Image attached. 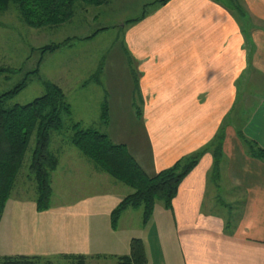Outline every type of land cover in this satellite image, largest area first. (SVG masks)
<instances>
[{
  "label": "crops",
  "instance_id": "obj_1",
  "mask_svg": "<svg viewBox=\"0 0 264 264\" xmlns=\"http://www.w3.org/2000/svg\"><path fill=\"white\" fill-rule=\"evenodd\" d=\"M154 3L158 8L134 22L125 37L140 72L148 145L130 149L111 140L125 145L148 176L200 149L202 156L179 185L171 209L153 208L146 225L141 208L127 209L112 226L111 211L132 190L76 155L78 164L97 174L98 189L52 192L45 211L36 208V185L30 193H11L0 218V259L25 256L73 264L67 257L81 256L85 264H114L129 254L136 238L143 242L147 264H264V0ZM118 119L120 130L124 120ZM246 142L263 155L248 152ZM54 155L58 166L52 173L63 154ZM216 162H221L216 174L229 188L219 186L214 196L222 194V203L235 194L232 200L240 207L231 229L220 215L204 211L207 172ZM168 242L179 248L176 261L164 253Z\"/></svg>",
  "mask_w": 264,
  "mask_h": 264
},
{
  "label": "rangeland",
  "instance_id": "obj_2",
  "mask_svg": "<svg viewBox=\"0 0 264 264\" xmlns=\"http://www.w3.org/2000/svg\"><path fill=\"white\" fill-rule=\"evenodd\" d=\"M155 1L157 0H108L107 4L100 6L77 3L74 15L68 22L38 29L24 25L15 7L11 5L7 12L0 14V68L12 70L11 73L0 74V94L12 90L23 80L26 84L7 102V105H24L42 96L44 88L41 82L48 81L62 89L67 102L71 105L73 113L66 120L67 125L69 120L79 121L81 127L95 128L115 142L126 143L130 149L134 144L143 149L147 148V137L141 121L143 106L139 89L140 72L126 45L125 37L133 28L134 22L140 21L154 8H158L153 5ZM95 32L97 33L93 37L85 39ZM66 39L73 40L53 53L41 51V48L61 43ZM35 69L37 72L32 73ZM89 78H96V82L88 83ZM102 105H106L108 110L107 118L111 119L109 125L100 123ZM118 118L124 120L120 123L123 124L120 130L116 129L117 122L120 121ZM70 133L66 129L50 133L49 150L56 155L63 154L59 169L51 174L52 192L54 195L95 192L98 188L93 180L97 174L93 172L91 166L78 164L74 159L77 155L83 161V156L67 143ZM33 146L32 138L12 194L30 193L35 187V182L29 174ZM70 150L74 153L65 158ZM199 152L198 148L189 156L198 159L202 156ZM185 157L188 156L178 160H185ZM220 163H215L207 172L208 201L204 211L206 214L213 212L216 217L220 215L224 227L231 229L239 219L240 207L237 208L238 205L232 200L235 194L233 198L226 196L230 202L222 203L220 199L225 198L222 194L221 197L214 196L219 186L221 189L229 188L228 185H224L225 180L221 177L219 179L216 174ZM194 168L195 166L191 171ZM24 187L26 190H23ZM159 203L161 202H155V211L158 205H163ZM217 204L219 206L216 209ZM175 242L178 243L177 238ZM164 253L173 254V260L176 261L179 248L175 245L173 249L170 242L164 243Z\"/></svg>",
  "mask_w": 264,
  "mask_h": 264
},
{
  "label": "trees",
  "instance_id": "obj_3",
  "mask_svg": "<svg viewBox=\"0 0 264 264\" xmlns=\"http://www.w3.org/2000/svg\"><path fill=\"white\" fill-rule=\"evenodd\" d=\"M167 1L157 0L156 3L161 5ZM77 3L100 6L107 4L108 0H0V14L7 12L13 5L24 25L38 29L68 22L74 15ZM233 6L240 11L238 6ZM94 34L85 39L93 37ZM72 40L66 39L61 43L49 45L41 48V51L53 53L67 46ZM11 72L8 68H0V74ZM36 72L35 69L32 73ZM25 84L23 80L12 90L0 94V218L32 138L34 146L29 174L36 185V208L38 211H45L49 207L52 194L50 175L58 166L57 157L49 150L50 133L65 129L71 132L68 143L72 147L91 161L100 172L132 190V193L125 196L111 211L112 226L116 225L120 215L127 209L141 208L143 225L149 222L156 201H161L166 209H171V202L177 194L181 180L196 166L199 158L185 157V160L180 159L171 167L148 176L128 153L125 145L114 143L106 134L95 128H81L79 123L71 120L67 125L71 107L62 89L57 85L42 81V96L24 105L8 106L7 102L18 94ZM107 113L106 105H102L101 124L107 123ZM246 145L248 152L263 155L258 149L255 153L250 143L246 142ZM217 156L216 150L214 158ZM67 259L73 264H85V258L81 256H68ZM0 264L48 263L41 262L36 257L17 256L4 257L0 259ZM114 264H147L143 242L140 239H132L129 254L116 258Z\"/></svg>",
  "mask_w": 264,
  "mask_h": 264
}]
</instances>
